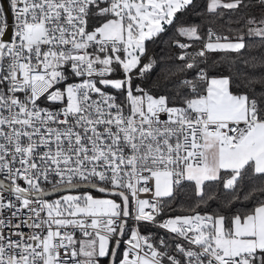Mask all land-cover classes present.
Instances as JSON below:
<instances>
[{
	"label": "snow or ice",
	"instance_id": "6c2138e0",
	"mask_svg": "<svg viewBox=\"0 0 264 264\" xmlns=\"http://www.w3.org/2000/svg\"><path fill=\"white\" fill-rule=\"evenodd\" d=\"M0 264H264V0H0Z\"/></svg>",
	"mask_w": 264,
	"mask_h": 264
},
{
	"label": "trees",
	"instance_id": "16d2710c",
	"mask_svg": "<svg viewBox=\"0 0 264 264\" xmlns=\"http://www.w3.org/2000/svg\"><path fill=\"white\" fill-rule=\"evenodd\" d=\"M164 39H167V37L166 36L162 37L161 41H157L156 45H149L150 50L157 56H164L167 54L168 50L166 48V45L164 43H162V41ZM257 54L258 53H256V52L252 53V55H257ZM224 71H225V74H228L226 69H224ZM181 199H183V197H181ZM193 199H195V197H193Z\"/></svg>",
	"mask_w": 264,
	"mask_h": 264
}]
</instances>
